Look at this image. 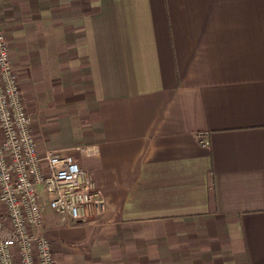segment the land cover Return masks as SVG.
I'll list each match as a JSON object with an SVG mask.
<instances>
[{"label": "crops", "instance_id": "1", "mask_svg": "<svg viewBox=\"0 0 264 264\" xmlns=\"http://www.w3.org/2000/svg\"><path fill=\"white\" fill-rule=\"evenodd\" d=\"M0 28L39 151L107 200L47 209L57 264H264V0H0Z\"/></svg>", "mask_w": 264, "mask_h": 264}, {"label": "built area", "instance_id": "2", "mask_svg": "<svg viewBox=\"0 0 264 264\" xmlns=\"http://www.w3.org/2000/svg\"><path fill=\"white\" fill-rule=\"evenodd\" d=\"M32 124L0 29V264H57L43 232L47 209L67 225L95 221L106 211L93 174L64 150L40 152Z\"/></svg>", "mask_w": 264, "mask_h": 264}, {"label": "rangeland", "instance_id": "3", "mask_svg": "<svg viewBox=\"0 0 264 264\" xmlns=\"http://www.w3.org/2000/svg\"><path fill=\"white\" fill-rule=\"evenodd\" d=\"M1 29V28H0ZM1 30H3L5 33H6V36H7V39H8V41H9V43H10V47H11V49H12V44H11V42H12V38H11V35L9 34V32L7 31V29H1ZM14 48V47H13ZM16 49V48H15ZM17 72H19V70L17 69ZM106 203H107V201H106ZM95 221H97V220H95ZM94 221V222H95Z\"/></svg>", "mask_w": 264, "mask_h": 264}]
</instances>
